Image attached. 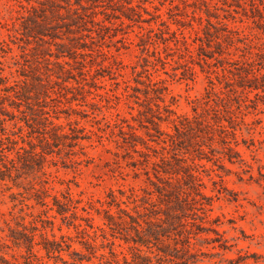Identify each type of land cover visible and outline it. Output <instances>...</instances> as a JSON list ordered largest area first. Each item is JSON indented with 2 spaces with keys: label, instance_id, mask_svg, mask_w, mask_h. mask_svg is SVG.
Masks as SVG:
<instances>
[{
  "label": "rangeland",
  "instance_id": "obj_1",
  "mask_svg": "<svg viewBox=\"0 0 264 264\" xmlns=\"http://www.w3.org/2000/svg\"><path fill=\"white\" fill-rule=\"evenodd\" d=\"M261 76L264 0H0L2 264H26L30 235V264H264V93L249 88ZM185 117L198 136L176 135ZM54 133L58 146L44 144ZM30 145L51 151L40 167ZM180 165L205 198L188 196L185 225L164 232L156 175L183 187L162 172ZM66 195L68 212L50 209ZM116 205L164 235L135 254L105 218ZM43 237L63 250L48 254Z\"/></svg>",
  "mask_w": 264,
  "mask_h": 264
},
{
  "label": "trees",
  "instance_id": "obj_2",
  "mask_svg": "<svg viewBox=\"0 0 264 264\" xmlns=\"http://www.w3.org/2000/svg\"><path fill=\"white\" fill-rule=\"evenodd\" d=\"M254 80L257 79V77L253 78ZM252 79V80H253ZM262 79V83L260 84H256V83H251V85H249V88L251 89H261V91L264 93V76H261ZM253 80V81H254ZM0 83H2V80L0 79ZM7 87H4V90H6ZM256 96H259L258 93L255 94ZM262 102L264 103V98L262 99ZM185 121V122H184ZM181 127L174 125V128L176 130V135L180 136L182 134L185 133H191L194 136H198L196 135V133L198 131H186L188 129L192 130L191 128V124L190 121L187 119V117L183 118V122L180 123ZM54 127V125H53ZM180 128V129H179ZM4 128L1 126L0 130H3ZM179 129V130H178ZM74 130V132L70 135V139H71V143H69L68 146L73 147L77 144V140L78 139H82L83 137H81L76 131ZM208 130V129H207ZM201 131V130H200ZM199 131V132H200ZM225 129H220V141L224 144H226L225 141V133H224ZM212 131H204L202 135V138H207L209 140L213 139L211 134ZM224 133V136L221 135ZM163 134V132H162ZM64 136V134H62ZM61 136V133H54L53 137L52 135L48 134L47 136H42V140L44 142V144H49V138H51L52 140V144L53 146H58V138ZM168 137H170V139H162V142L170 141L171 144H174V147L177 146L178 148H182V145L178 144V142L175 143V138H173V136L167 134ZM41 141V140H39ZM201 144H197V148L195 149L198 154H202L203 149L201 147ZM40 146V145H39ZM209 149V151H211V146L207 145ZM35 146L30 145V151H29V158L32 161L37 162V164L39 163V167H40V157L42 159H44V154L50 153L51 151H41V152H37L34 149ZM227 152H225L224 154L227 156V159L231 161L232 156L230 151L232 150V148L230 146L225 147ZM4 148L2 147V140H0V179H4L5 177L10 178V168L6 165L5 161H6V156L3 153ZM23 149V148H21ZM197 155L198 159L203 158L202 156ZM208 158V157H206ZM209 160V159H207ZM12 162V161H11ZM13 164V162H12ZM12 167L14 165H11ZM162 172H164L165 174H171L172 176L176 175V176H180L183 179V187L181 186H177L175 184H172L171 181V177L168 178H163V177H159L156 175L157 180L159 181V184L155 185V191L158 193L159 196L162 197V200L165 201L168 204V211L167 213H165L166 216V222L167 223V227H161L160 230H163L164 232H166V228H169L170 230L174 229V226H184L185 224L182 223V221L184 220L183 216L185 213V207L188 206V196L191 197L190 200L193 201L192 203H197L198 199L197 197H199V199H204V195L201 191V183L199 182L198 177L192 172L191 168H189V166H184V165H180L178 168L174 169V171L172 172H168L163 170ZM182 172V173H181ZM45 174V173H43ZM174 174V175H173ZM179 180H177L178 182ZM43 182H47V181H43ZM179 183V182H178ZM181 184V185H182ZM48 195L47 193V189L42 186L40 189L35 190V197L34 199L37 201V203L42 204V205H46L44 198ZM186 195V196H183ZM72 202V198L69 197V195L63 196V199L58 198L57 196H53L52 197V207L51 208H55V211L59 214V215H63L66 212H68L70 210V205ZM199 205L202 204L201 202L198 203ZM118 207V212L121 215L115 216L113 214H111L108 210H105V218L108 221V224L110 226V229L112 231H117V232H122L124 231V235H123V239L125 241H129L131 240L133 242V244L135 246H133L135 248V251H137L135 254H139L140 252V246H146L149 247L150 244V240L153 239H157L158 235H164V233H160V231L155 232L152 228H150L151 224L149 223V218L143 219L142 221L144 223H146L147 227H143V225L141 224V222H139V219L134 218L131 214H129V212L126 209H122L119 207V205H116ZM200 208V207H199ZM192 210V209H189ZM72 215L75 216V213H71ZM146 220V221H145ZM126 225H130V228L133 230L135 237H133L130 232L127 230V226ZM157 233V235H156ZM169 236V235H167ZM44 243H43V249L49 254L51 252H59L60 250H63V246L61 245V243L57 242V241H49L47 238L43 237ZM186 247H185V251L189 252V239L187 237V240L185 239L184 241ZM175 244H177V241L175 242ZM34 245V241H33V235H30L28 238V245H27V251H28V255L25 257L26 264H30L31 263V256H34L35 254L32 251ZM55 245V247H53ZM67 248H69V245H66ZM160 250V249H159ZM173 250H175L176 252L179 250L177 249V247H173ZM162 253H164L166 256H170V253L165 252L164 250H161ZM109 253L111 255H115V253L110 250ZM175 257H178L180 260L178 262H176V264H188L187 263V258L186 257H182V256H177L175 255ZM168 260V258H167ZM172 260V259H170ZM0 262L1 264L4 262H6V259H4V257L0 256ZM135 264V263H132Z\"/></svg>",
  "mask_w": 264,
  "mask_h": 264
}]
</instances>
